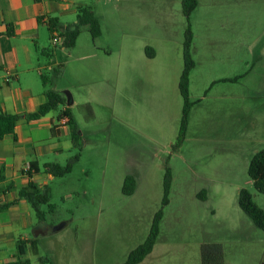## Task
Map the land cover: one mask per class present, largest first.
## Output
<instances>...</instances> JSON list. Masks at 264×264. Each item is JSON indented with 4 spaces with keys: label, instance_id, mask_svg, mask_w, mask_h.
Listing matches in <instances>:
<instances>
[{
    "label": "rangeland",
    "instance_id": "rangeland-1",
    "mask_svg": "<svg viewBox=\"0 0 264 264\" xmlns=\"http://www.w3.org/2000/svg\"><path fill=\"white\" fill-rule=\"evenodd\" d=\"M198 2L188 19L183 0H88L102 34L93 39L84 28L73 49L54 46L45 28L46 48L62 64L45 72L47 88L74 101L70 109L82 133L78 150L63 129L58 161L65 166L77 154L80 161L48 181L55 210L42 206L47 228L13 230L0 242V260L17 255L18 241L28 237L36 240L25 256L31 264L125 263L163 208L170 168L155 263L202 264V246L219 244L225 264H264V231L239 205L247 189L264 210V194L248 176L264 149V0ZM189 26L196 66L188 130L179 142ZM128 175L137 182L131 196L123 193Z\"/></svg>",
    "mask_w": 264,
    "mask_h": 264
},
{
    "label": "crops",
    "instance_id": "crops-1",
    "mask_svg": "<svg viewBox=\"0 0 264 264\" xmlns=\"http://www.w3.org/2000/svg\"><path fill=\"white\" fill-rule=\"evenodd\" d=\"M82 6L91 7L88 0H0V77L10 79L0 83V113L21 117L14 133L0 140V206L9 205L0 212V242H7L13 230L29 225L37 234L47 228L45 223L33 220V208L26 199L19 198V192L30 182L45 187L55 179L45 165L60 164L63 149L59 142L63 129L69 128L52 113L37 120H27V116L46 102L47 87L42 80L45 72L60 66L54 53L43 63L41 52L47 50L44 30L48 29L52 40L50 27L60 32L74 24L77 9ZM54 126H61L58 137L53 135ZM32 163H37V170L31 168ZM154 252L155 248L141 264H156ZM16 259L13 255L0 260V264H11Z\"/></svg>",
    "mask_w": 264,
    "mask_h": 264
},
{
    "label": "trees",
    "instance_id": "trees-1",
    "mask_svg": "<svg viewBox=\"0 0 264 264\" xmlns=\"http://www.w3.org/2000/svg\"><path fill=\"white\" fill-rule=\"evenodd\" d=\"M198 5V0H183V10L188 19H190ZM84 28L89 30L93 39L100 37L102 34L100 20L93 8L90 6L79 7L77 9L76 22L68 26L63 31L59 32L61 36L65 38L63 46L69 49L75 48L77 40ZM50 29L51 33L53 34V28L50 27ZM193 38L194 35L191 27L189 26L184 42V70L179 82V90L184 102L180 133L178 137L179 142H183L185 139L188 130L189 116L192 109V103L190 99V75L196 66L192 54ZM41 54L47 57L51 56L48 50H42ZM146 54L149 58H153L155 56V51L152 48L147 47ZM61 66L62 64L60 67ZM58 70L59 69H54L53 71L58 72ZM42 80L44 86L47 87L49 83L47 76L44 75ZM45 95V104L41 106L35 113L28 115L27 120H37L58 110V122H61L63 119L67 120V124L63 126H67L69 128L73 148L81 150L82 133L70 107H67L68 99L55 89L47 88ZM86 106L89 108V105ZM63 107L64 109H62ZM20 119L21 117L18 115H12L3 112L0 113V140H2L5 136L14 133ZM60 127L61 126H54L52 129L53 135L55 137L59 136L58 130ZM79 161L80 154H77L73 156L65 166L56 163H50L46 164L45 168L48 173H50L55 178H63L73 171L75 163ZM31 168L37 170V163H32ZM248 176L252 181L255 190L264 194V149L257 152L252 158L248 169ZM172 183L173 174L171 169L167 168L164 178V198L162 202L163 208L155 214L147 239L144 241V243L130 252L126 262L123 264H141L153 252L161 234V224L164 219V207L168 206L170 202ZM136 187V178L133 177V175H128L125 178L123 185L124 195H133L136 191ZM202 195H205L204 191L201 192V196ZM19 198L26 199L29 202L40 223L46 222V212L42 210V206L47 205L50 213H53L55 210L54 205L51 204L52 189L49 186L39 187L35 182H30L19 192ZM239 205L242 211L252 220L254 225L264 231V210L257 205L253 194L249 190L242 189L240 191ZM8 207L9 205H1L0 212L6 210ZM30 243L34 248L36 240L31 241L21 239L18 241L17 245L19 252L17 254V259L11 264H31L29 259H25L29 249L28 244ZM40 260L43 261V259ZM201 263L225 264L222 246L219 244L203 245L201 249Z\"/></svg>",
    "mask_w": 264,
    "mask_h": 264
},
{
    "label": "built area",
    "instance_id": "built-area-1",
    "mask_svg": "<svg viewBox=\"0 0 264 264\" xmlns=\"http://www.w3.org/2000/svg\"><path fill=\"white\" fill-rule=\"evenodd\" d=\"M65 42V38L61 36V34L59 32H54L53 33V37H52V43L54 46H57L59 45L60 43H63L64 44ZM9 77L6 76L4 78H1L0 77V83H6V82H9ZM62 125H66L67 124V120L66 119H63L61 122H60Z\"/></svg>",
    "mask_w": 264,
    "mask_h": 264
},
{
    "label": "water",
    "instance_id": "water-1",
    "mask_svg": "<svg viewBox=\"0 0 264 264\" xmlns=\"http://www.w3.org/2000/svg\"><path fill=\"white\" fill-rule=\"evenodd\" d=\"M71 104H72V101H71V99H69L68 100V105H71ZM65 226H66V224H62V225H60L58 227L53 228V230L54 231H59V230L63 229Z\"/></svg>",
    "mask_w": 264,
    "mask_h": 264
}]
</instances>
